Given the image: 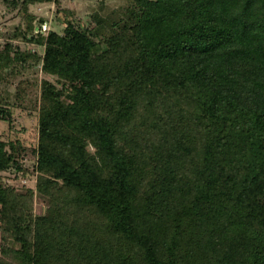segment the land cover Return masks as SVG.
<instances>
[{
    "label": "trees",
    "instance_id": "1",
    "mask_svg": "<svg viewBox=\"0 0 264 264\" xmlns=\"http://www.w3.org/2000/svg\"><path fill=\"white\" fill-rule=\"evenodd\" d=\"M1 1L0 264H264V0Z\"/></svg>",
    "mask_w": 264,
    "mask_h": 264
},
{
    "label": "rangeland",
    "instance_id": "2",
    "mask_svg": "<svg viewBox=\"0 0 264 264\" xmlns=\"http://www.w3.org/2000/svg\"><path fill=\"white\" fill-rule=\"evenodd\" d=\"M61 10L57 12L55 4H35L31 6L32 12L38 16H45L50 19V23L46 26L49 30L55 28L62 31L64 20L72 18H85L90 13L99 9L100 0H60ZM71 10L74 14L68 15L64 10ZM23 23L22 14L17 10H9L0 0V41L6 39L13 34L15 28ZM23 47L29 46L22 44ZM12 121L2 119L0 117V138L4 140H21L25 146L34 147L38 143V114L36 111H29L20 107H11ZM29 165L32 162L25 161ZM3 181L7 184L14 185L19 191H25L27 187L35 186V178L33 176L15 177L13 172H5L2 174ZM46 207V202L37 199L35 203V212L41 213Z\"/></svg>",
    "mask_w": 264,
    "mask_h": 264
}]
</instances>
